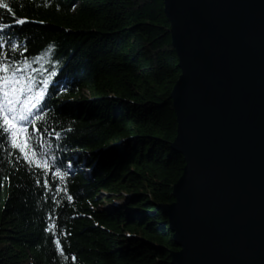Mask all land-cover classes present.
Wrapping results in <instances>:
<instances>
[{
    "label": "trees",
    "instance_id": "obj_1",
    "mask_svg": "<svg viewBox=\"0 0 264 264\" xmlns=\"http://www.w3.org/2000/svg\"><path fill=\"white\" fill-rule=\"evenodd\" d=\"M4 3L0 107L16 126L0 115V264H170L158 206L184 161L162 0Z\"/></svg>",
    "mask_w": 264,
    "mask_h": 264
},
{
    "label": "water",
    "instance_id": "obj_2",
    "mask_svg": "<svg viewBox=\"0 0 264 264\" xmlns=\"http://www.w3.org/2000/svg\"><path fill=\"white\" fill-rule=\"evenodd\" d=\"M179 76L170 264H264V0H162Z\"/></svg>",
    "mask_w": 264,
    "mask_h": 264
},
{
    "label": "snow or ice",
    "instance_id": "obj_3",
    "mask_svg": "<svg viewBox=\"0 0 264 264\" xmlns=\"http://www.w3.org/2000/svg\"><path fill=\"white\" fill-rule=\"evenodd\" d=\"M7 7H8V5H7L6 3H4V0H0V8H7ZM18 23H24V21H23V20H20V21H18ZM4 71H8V69L5 68ZM4 80H5V82H7L8 77H7V76L4 77ZM5 97H7V92H5ZM5 111H7V112H11L12 109H11V108L0 107V115H3L4 124L8 125L10 128H15L16 125L12 122V120H10L9 117H8L7 115H4V112H5ZM37 118H39V117H37ZM15 119H16V118L13 117V120H15ZM19 119L23 121V120H26L27 117L24 116V115H21V116L19 117ZM5 130L7 131L8 129H5ZM25 131H26V129H24V128H21V129H20V132H25ZM12 135H13V137H15V136H16V132H13ZM13 146H14V147H19L20 150H21V152H24V151H25V148L27 147V144L21 145V144L17 143V141L14 139V140H13ZM33 155H34V153H33ZM24 158H25L26 160H29L30 163L32 162V161L29 159V156H28L27 153H25V157H24ZM38 166H39V165H38ZM69 199H70V197H69ZM57 244H58V242H57ZM58 247H59V244H58Z\"/></svg>",
    "mask_w": 264,
    "mask_h": 264
}]
</instances>
